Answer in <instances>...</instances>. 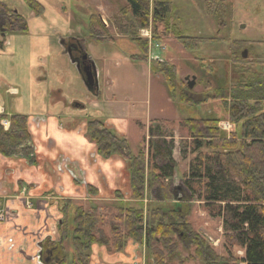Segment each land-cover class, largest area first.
<instances>
[{
	"label": "trees",
	"instance_id": "16d2710c",
	"mask_svg": "<svg viewBox=\"0 0 264 264\" xmlns=\"http://www.w3.org/2000/svg\"><path fill=\"white\" fill-rule=\"evenodd\" d=\"M124 1L126 6L121 15L129 20L124 25L116 21L113 26L141 49L142 54L132 60L148 62V40L139 34L149 27H152L154 39H159L161 34L171 36L186 50L219 41L186 36L181 26L173 21L176 11L173 0ZM24 2L34 16L44 14L45 9L39 2ZM205 9L208 15L221 17V1L209 0ZM0 11L7 32H28L23 16L4 3H0ZM113 29L98 15L89 18L88 31L97 42L114 44ZM246 43L233 41L235 51L239 54ZM239 58L229 98H225L222 90L214 96L222 101L225 116L232 126L230 135L220 127V119H187L178 125L179 132L187 133L183 140L197 152L194 166L182 181L180 202L174 201L173 180L178 169L173 158L175 139L163 133V123L150 125L148 142L132 155L124 136L113 132L100 118L86 119V135L96 145L97 154L105 159L119 156L128 162V198L132 201L116 192L118 204L104 217L100 216L96 205L86 209L83 203L63 201L59 205L62 219L57 227V239L51 242L61 255L56 264H90L95 247H105L108 253L117 255L132 244L146 250L148 264H171L180 255L179 245L192 249L190 258L198 264H264V73L249 65L255 60ZM151 70L163 76L169 95L179 103H203L211 98L195 100L194 89H189L179 78L176 66L167 61L157 60L151 64ZM3 119H9L8 129L1 125ZM31 140L26 115H0L2 156L27 158L30 164H36ZM87 193L90 196L99 194L91 185H87ZM195 201L204 202L222 219L224 254H218L210 239L193 227L190 217ZM234 246L244 249V257L237 256Z\"/></svg>",
	"mask_w": 264,
	"mask_h": 264
},
{
	"label": "crops",
	"instance_id": "0c3cea01",
	"mask_svg": "<svg viewBox=\"0 0 264 264\" xmlns=\"http://www.w3.org/2000/svg\"><path fill=\"white\" fill-rule=\"evenodd\" d=\"M86 1L97 3L95 8L101 17L110 14L111 0ZM1 17L0 11V20ZM3 23L0 22V50L4 55L0 58L5 60L0 68V108L9 117H28L36 164H30L27 158H7L0 154V208L7 206L15 214L0 223V264H41L39 243L51 233L53 236L57 233L54 204L60 205L65 200L82 202L84 198L95 202L102 195L112 202L116 192L129 191L128 162L119 156L105 159L97 154L96 145L87 138L83 115L102 119L109 129L126 138L130 132L129 120L138 119L137 103L135 97L131 101L122 98L125 92L117 78L112 80L110 73H104L103 62L93 51L99 43L95 46V42L82 41L74 35L61 36L60 41L56 35L54 40L42 42L40 37L29 36L30 28L25 34L4 35ZM26 34L31 40L23 42ZM35 42L43 47L40 49ZM82 42L86 43L98 71L93 95L84 93L85 86L77 77L72 61V45ZM131 88L134 95V85ZM73 89L77 93L74 96ZM166 96L169 97L168 91ZM74 100L83 105V110L75 114L69 108ZM162 113L159 109L152 116L146 109L145 114L151 117L148 127L141 122L137 126L143 131L159 121L163 123L162 131L166 130L171 118L163 117ZM144 137L146 144L148 135ZM60 142L62 148L54 151ZM68 163L74 168H69ZM87 185L98 190L97 198L88 195ZM81 194L84 198L79 199ZM140 249L139 246L134 249L135 257L145 260V253L138 255ZM50 252L43 250L44 257H61L55 250Z\"/></svg>",
	"mask_w": 264,
	"mask_h": 264
},
{
	"label": "rangeland",
	"instance_id": "374dc122",
	"mask_svg": "<svg viewBox=\"0 0 264 264\" xmlns=\"http://www.w3.org/2000/svg\"><path fill=\"white\" fill-rule=\"evenodd\" d=\"M0 1H3L9 9L23 16L26 19L28 28L31 30L29 36L40 37L39 39L42 42L54 40L56 35L59 36V41L61 36L74 35L82 38L83 41L90 40L92 43L95 42V46L96 43H99L93 51L102 60L104 73H110L112 80L117 78L120 87L125 92L122 98H127V100L131 101V98L135 97L137 103L135 111L138 119L136 121H134L135 119L129 120L130 132L126 137L129 152L132 155H136L140 146L146 145L143 137L149 134L148 128L141 131L139 126H137V123L141 122L148 127L151 117L150 114L148 116L145 114V110L147 109L153 116L157 114L159 109H162L163 117L171 118L169 120L171 123L168 122L167 127L165 123L167 129L163 133L168 137L174 136L175 149L173 150V158L178 163L176 173L179 175L177 179H179L181 185L182 181L188 177L191 166L195 163L197 152H193L189 148L188 143L183 140V138L187 137V133L184 131L179 132V123L187 119L213 118L222 120L220 127L224 131L229 130L226 131L228 136L232 130L230 123L228 129L223 128L224 124H227L228 118L225 116L221 99L214 96H216V92L219 93L222 90L226 95L225 98H229L228 92L231 89L232 77L237 67L236 65L241 61L239 58L233 62L230 58L231 50H233V53H238L235 51L233 41L247 42L246 46L242 47L241 51L239 50V56L241 54L243 57L244 51H247L249 58L247 60H255L254 63H249V65L259 68L264 73V0H219L222 5L221 17L210 16L206 13L205 5L209 0H173L176 6L173 21L181 26L186 36L217 39L219 41L215 43L206 42L197 49L186 50L171 36L161 34L159 39H154L152 27H149L147 28L150 33V37H147L149 46L148 62L132 60L137 55L142 54L141 49L131 42L127 36L120 34L116 26H113L116 21L124 25L127 22L126 20H129L121 15L122 8L126 6L124 0H111L109 4L110 14L104 18L96 11L95 5L97 3L87 2L86 0H34L42 4L45 9L44 14L40 17L33 16L24 0ZM92 15L100 16L105 25L114 28L112 30V36L116 41L114 44L109 42L100 43L96 39L91 38L88 31V23ZM1 21L3 22L2 17ZM23 36V42L31 40L29 36L26 37L27 34ZM142 39H146V36H143ZM35 44L37 43L35 42ZM39 46L40 49L43 47L41 44ZM1 55H4V53L0 50ZM4 60L3 57L0 58V68H3ZM157 60L167 61L175 65L179 78L185 83L195 78L196 86L193 93L198 96L211 98L203 103L194 102L186 105L177 102L170 95L169 97L166 96L168 90L164 86L165 83L163 84V76L151 70V64L153 65ZM132 85L135 87L134 95H132ZM84 93L88 95L86 91ZM72 94L73 96L77 94L74 93V89ZM161 94L163 95L162 97L160 96ZM80 96L84 98L83 94ZM58 148H62L61 142L57 144V148L54 151ZM125 195L129 197V191L127 194L123 193L124 197ZM99 197L105 199L99 198L94 200L95 202H91V199L85 200L83 194L78 196L79 199L84 198L80 203H83L86 209L96 205L99 207L100 216L104 217L107 211L115 209L119 200L116 196H114L112 202L106 201V197L103 195ZM125 199L132 201L126 197ZM50 210L49 213H51ZM54 214L57 215V220L62 218L60 213L54 212ZM190 220L198 232L210 239L217 253L224 254L225 235L222 228L223 222L217 211L207 208L204 202L195 201L192 203ZM54 223L56 224V222ZM105 231L109 233L108 228H105ZM132 245L133 247L121 253V255L110 254L105 251V247H95L90 264H148L149 261L147 262L146 254L144 255L145 260L135 257L134 249L138 248V246L136 244ZM179 251L178 259L172 260L171 264H198L190 258L193 253L192 249L187 250L182 245H179ZM233 251L237 253V256L244 257L243 248L234 246ZM142 252L145 253L146 250H140L138 255H141ZM68 254L71 259L70 250H68Z\"/></svg>",
	"mask_w": 264,
	"mask_h": 264
},
{
	"label": "flooded vegetation",
	"instance_id": "af4514ba",
	"mask_svg": "<svg viewBox=\"0 0 264 264\" xmlns=\"http://www.w3.org/2000/svg\"><path fill=\"white\" fill-rule=\"evenodd\" d=\"M83 41V40H82ZM83 43V42H82ZM72 61L74 64V68L76 70V75L79 79H81L82 83L85 86V90L88 94L93 95L96 93V88H97V84H98V71L96 70L95 64L93 62V60L90 58V56L88 55V52L86 50V43L84 42L83 44L81 43H77V45L73 44L72 45ZM230 58L233 62H235V60L239 59V54L238 53H233V50H231L230 52ZM241 56V54H240ZM248 58V56H247ZM246 58V59H247ZM249 59V58H248ZM89 77H91V81H89ZM188 84V83H187ZM196 86V85H195ZM195 88V87H194ZM194 91V90H193ZM194 99L196 100H203L202 96H198L196 94V96H194ZM86 105V104H85ZM69 108L72 109V113L75 114V111H82L83 110V105L81 103H79L78 101H73L71 103V105H69ZM84 120L83 122L86 124V119L89 117H93V116H86L83 115ZM69 168H74L72 166L71 163H68ZM61 208L59 207L58 204H54V212H57L58 214L60 213L62 215V212L60 210ZM52 214V213H50ZM54 220H57V215L54 214ZM62 219V218H61ZM61 219H58L56 221L55 227L57 229L58 224L61 222ZM49 237L45 238L43 240L42 243H39V257H42V261L40 259V263L41 264H56V261H59L60 258L58 259L57 256H50L45 258L44 254H43V250H52L57 251L55 248H53L51 245V242H54L57 239V233L55 236L52 235V233L50 235H48ZM56 238V239H55ZM45 242L46 244H48L47 246H45ZM50 252V253H51Z\"/></svg>",
	"mask_w": 264,
	"mask_h": 264
},
{
	"label": "built area",
	"instance_id": "2783aa9c",
	"mask_svg": "<svg viewBox=\"0 0 264 264\" xmlns=\"http://www.w3.org/2000/svg\"><path fill=\"white\" fill-rule=\"evenodd\" d=\"M140 36L143 38V36H146V39H148L147 37H150V33L149 30L147 29H143L140 31ZM1 124L7 129L9 126V122L8 121H2ZM223 126V125H222ZM229 122H227V124H224L223 128L224 129H228L229 128ZM229 131V130H226ZM27 207L30 208V204L28 202H26ZM15 214L13 212H11L7 206H3L0 208V223H4L6 222L10 217H14Z\"/></svg>",
	"mask_w": 264,
	"mask_h": 264
},
{
	"label": "water",
	"instance_id": "95a60500",
	"mask_svg": "<svg viewBox=\"0 0 264 264\" xmlns=\"http://www.w3.org/2000/svg\"><path fill=\"white\" fill-rule=\"evenodd\" d=\"M242 28H244V26H242ZM248 56V52L247 51H244L243 53V57L244 59H246ZM91 77H89V81H91ZM195 84H196V80L195 78H193L191 81L188 82V87L189 89L193 90L194 87H195ZM178 173L175 174V177H174V180H173V186L176 190L175 192V196H174V201L176 202H180L182 200V195H183V186L181 185V183H179V179L178 178ZM42 261V259H41Z\"/></svg>",
	"mask_w": 264,
	"mask_h": 264
}]
</instances>
